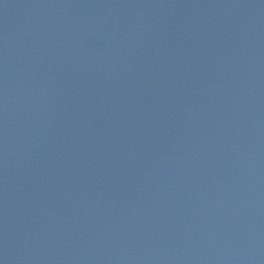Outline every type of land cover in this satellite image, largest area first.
I'll return each mask as SVG.
<instances>
[{
	"label": "water",
	"instance_id": "water-1",
	"mask_svg": "<svg viewBox=\"0 0 264 264\" xmlns=\"http://www.w3.org/2000/svg\"><path fill=\"white\" fill-rule=\"evenodd\" d=\"M0 264H264V0H0Z\"/></svg>",
	"mask_w": 264,
	"mask_h": 264
}]
</instances>
